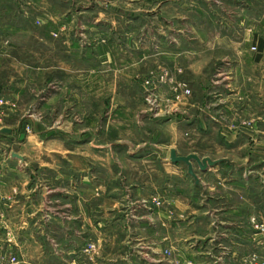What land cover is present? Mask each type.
Listing matches in <instances>:
<instances>
[{
    "label": "rangeland",
    "instance_id": "obj_1",
    "mask_svg": "<svg viewBox=\"0 0 264 264\" xmlns=\"http://www.w3.org/2000/svg\"><path fill=\"white\" fill-rule=\"evenodd\" d=\"M262 42L264 0H0V164L26 161L27 174L42 183L40 191H50L47 185L72 190L73 175L88 168L83 158L112 156L125 163L121 175L128 185H156L155 208L168 210L172 220L188 216L193 228L199 225L196 232L210 234L202 213L216 203L207 191L206 201H197L200 190L188 166L178 163L181 174L163 175L160 165L129 162L126 144L145 145L141 154L160 161H171L172 150L226 161L219 174L222 180L233 177L232 189L242 191L245 177L253 243L260 228L264 233V225L258 227L264 209V53L256 62ZM86 141L120 144L100 154L83 146ZM46 162L69 178L56 180L40 168ZM146 169L152 170L142 175ZM216 179L207 176L220 194ZM108 182L101 201L125 194V184L115 192ZM175 190L186 195L187 214L169 207ZM75 195V216L91 213L83 191ZM14 216L18 224L21 217ZM159 223L143 236L161 240ZM9 232L12 245L0 246V264H59L46 256L37 261L40 252L31 243L13 246L19 231ZM115 233L92 231L70 264H89L101 248L124 254V247L105 246ZM34 235L32 230L24 236ZM166 248L164 254L172 256V247ZM254 255L252 245V259L243 264H255Z\"/></svg>",
    "mask_w": 264,
    "mask_h": 264
},
{
    "label": "crops",
    "instance_id": "obj_2",
    "mask_svg": "<svg viewBox=\"0 0 264 264\" xmlns=\"http://www.w3.org/2000/svg\"><path fill=\"white\" fill-rule=\"evenodd\" d=\"M259 53L256 62L261 63L264 45ZM225 82L226 79L217 84L223 86ZM119 144L115 143L111 147L94 146L86 141L83 146L92 145V149L101 154L104 153L105 148L111 150L113 147H118ZM126 149L130 157L129 162H133L135 165L137 162L160 165L163 175L165 172L169 175L172 170L176 176L183 172L177 167V164L168 159L160 161L152 158L149 154L144 157L141 152L146 149L145 145L126 144ZM141 155L143 156L141 157ZM96 160H99V164L94 163ZM24 162L26 161L15 159L6 160L0 164L3 167L0 174V229L2 230L0 246L2 249L5 246L11 247L9 231L16 229L19 231L18 238L14 241L13 246L21 247L31 243L40 252L34 255L37 261L44 260L43 257L46 256L47 261L54 260L59 261V264H70V262H75V256L81 255L82 248L88 238L93 235L92 231L107 236L109 231L115 230L114 238L104 240L105 246L124 247L127 249L126 252L121 254V251L116 252L114 249V252L105 253L101 248L98 255L92 258L89 264H187L188 262L197 264V262L205 263L207 261L211 264H224L227 261L232 264H243L252 259V245L258 249V255H254L257 257H254L257 260L255 264L264 263V233H261V228L257 235L258 238H254L252 243L250 197L249 193H245V177L242 179V191L232 189L235 182L233 177L222 180L220 178L222 174H219V167L224 166L226 161H216L218 164L210 167L207 172H202L195 165L198 175L195 188L199 187L198 190H200L196 193L197 201L203 204L207 199L203 194L207 191L212 194L210 196L211 203H216L214 206L207 204L204 209L206 212L202 213L208 216L206 220L210 222V234L196 232L199 230V225L195 224L193 228L194 222H188V216H184V219L172 220L168 210L155 208L153 199L159 195L156 192V185L153 183L149 181L130 185L125 183L121 175L125 163H122L121 159L112 156L98 159L83 158L84 165L88 162V168L83 167L81 171H77L80 172L77 177L75 174L73 175L75 185L72 190L47 185L50 191L38 190L42 183L39 181V177L32 178L33 175H30L32 172L27 174L29 164ZM68 162L72 163L69 160ZM51 164L53 163L46 162L41 164L40 168L51 171L56 180L69 178V174L63 175L60 168L57 167L58 169L54 170L53 167H49ZM151 170L146 169L142 175L148 174ZM74 172H76L75 169ZM207 176L217 178L216 184L223 188L220 194H217L220 190L214 184L208 183ZM246 180L249 181V178L247 177ZM46 182L48 183V181ZM106 182L111 184L115 192L124 189L125 194L110 195L109 201H101V198L105 196ZM120 183L121 185L125 184L126 187L121 188ZM79 191H83V195L86 196L88 202L85 207L91 212H88L87 215L84 213L82 217L75 216V212H73V209L75 210V194ZM170 195L169 207L174 208L175 213L187 214L191 206L186 195L177 190ZM259 196L261 197V195ZM234 198L238 199V203H234ZM59 199H65L67 205L64 207ZM152 207H154V213L150 211ZM259 209L258 227H261L260 225H264V209ZM92 212H94L93 218L90 217ZM26 214L31 216L30 222H28ZM14 215L21 217L18 224L13 222ZM159 222L163 229L161 240L143 236V233L149 229L154 231L159 229ZM32 230L35 232L34 237L24 236ZM167 246L172 247V256L164 254V249Z\"/></svg>",
    "mask_w": 264,
    "mask_h": 264
},
{
    "label": "water",
    "instance_id": "obj_3",
    "mask_svg": "<svg viewBox=\"0 0 264 264\" xmlns=\"http://www.w3.org/2000/svg\"><path fill=\"white\" fill-rule=\"evenodd\" d=\"M3 132L10 134L12 131L10 129H4ZM24 137L25 136L23 135L22 139ZM170 158H171V162L174 164H178V163L186 164L188 166V174L190 176L194 177V179L196 181H198V176L194 172L193 162H196L198 164V166L202 172H206L210 167H214L215 165L218 164V162L212 161L209 158L201 159L199 156H197L195 154H191L188 156H178L176 150L171 151V157Z\"/></svg>",
    "mask_w": 264,
    "mask_h": 264
},
{
    "label": "trees",
    "instance_id": "obj_4",
    "mask_svg": "<svg viewBox=\"0 0 264 264\" xmlns=\"http://www.w3.org/2000/svg\"><path fill=\"white\" fill-rule=\"evenodd\" d=\"M263 48V42L260 44V49H262Z\"/></svg>",
    "mask_w": 264,
    "mask_h": 264
},
{
    "label": "built area",
    "instance_id": "obj_5",
    "mask_svg": "<svg viewBox=\"0 0 264 264\" xmlns=\"http://www.w3.org/2000/svg\"><path fill=\"white\" fill-rule=\"evenodd\" d=\"M254 50H256V47L255 48H253Z\"/></svg>",
    "mask_w": 264,
    "mask_h": 264
}]
</instances>
